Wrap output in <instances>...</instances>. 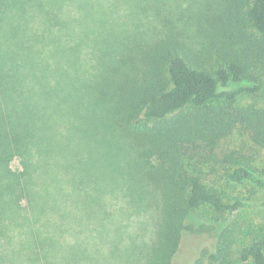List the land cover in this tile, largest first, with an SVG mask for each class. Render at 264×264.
I'll use <instances>...</instances> for the list:
<instances>
[{"label": "trees", "instance_id": "obj_1", "mask_svg": "<svg viewBox=\"0 0 264 264\" xmlns=\"http://www.w3.org/2000/svg\"><path fill=\"white\" fill-rule=\"evenodd\" d=\"M80 5L0 0V164L10 179L18 184L8 168L14 156L27 176L35 154L39 163L61 155L72 168L92 157V132L96 155L120 148L122 138L130 157L121 196L134 208L140 201L148 208L154 195L158 201L142 264H264V224L243 236L233 256L237 227L226 222L243 200L225 202L185 163L236 130L264 151V107L244 102L264 93V0H217L196 42L195 29L183 27L195 28V17L182 26L164 19L159 32L152 29L157 36L133 47L139 32L106 41L101 70L81 87L65 67L80 58L68 31L79 26L73 11ZM220 168L232 184L264 191L240 153L225 154ZM26 194L19 187L8 206L25 200L31 210Z\"/></svg>", "mask_w": 264, "mask_h": 264}, {"label": "rangeland", "instance_id": "obj_2", "mask_svg": "<svg viewBox=\"0 0 264 264\" xmlns=\"http://www.w3.org/2000/svg\"><path fill=\"white\" fill-rule=\"evenodd\" d=\"M216 4L217 0H81L77 14L73 11L79 26L68 28L72 40L79 45L76 54L80 58L77 62L69 58L66 70L81 87L101 70L102 55L109 51L106 41L118 42L129 33L139 32V40L133 41V47L142 39L157 36L164 19L182 26L192 23L195 17V28L191 24L183 27L191 34L195 29L196 42L199 23ZM153 28L158 30L156 35ZM131 37L133 34H129ZM244 102L264 107V93ZM90 136L88 132L86 139ZM58 138L61 141L63 137L60 134ZM93 139L92 132V157L72 168L64 165L65 158L61 155L52 154L49 160L43 158L45 162L39 163L35 154L29 162L31 169L24 176L22 158L14 156L8 168L19 175L18 184L13 183L0 164V264L143 263L154 234L157 197L151 196L148 208L141 201L140 208L127 204L118 188L122 189L127 182L123 161H129L130 152L123 148L119 138L120 148L118 145L105 148L96 155ZM70 150L65 154L71 157ZM231 151L249 159L258 169L257 175L264 179V151L241 130L222 138L212 153L200 152L185 163L192 173H202L225 202L243 200L244 206L231 212L226 222L228 229L233 223L237 227V240L231 251L234 256L245 241L243 236L264 224V191L250 185H234L228 180L220 168V160ZM218 161L219 165L215 164ZM19 187L27 191L26 198L33 203L31 210L26 208L25 200L15 202V207L8 206L9 195L14 197Z\"/></svg>", "mask_w": 264, "mask_h": 264}]
</instances>
